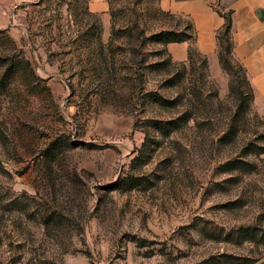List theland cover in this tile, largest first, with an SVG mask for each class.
<instances>
[{"label":"rangeland","instance_id":"rangeland-1","mask_svg":"<svg viewBox=\"0 0 264 264\" xmlns=\"http://www.w3.org/2000/svg\"><path fill=\"white\" fill-rule=\"evenodd\" d=\"M105 1L107 24L85 1L0 0V74L20 50L35 71L0 96V264H264V107H237L208 58L179 82L168 47H106L111 12L152 27L160 0ZM184 112L180 141L152 127Z\"/></svg>","mask_w":264,"mask_h":264},{"label":"trees","instance_id":"trees-1","mask_svg":"<svg viewBox=\"0 0 264 264\" xmlns=\"http://www.w3.org/2000/svg\"><path fill=\"white\" fill-rule=\"evenodd\" d=\"M85 1L86 3V12H90L88 7V0H60V2H67L68 8L72 5L73 2ZM213 9L224 19L222 26L217 30L216 33V41H217V57L219 61V65L221 69L228 74L229 76V92L236 96V99L239 101L237 107L244 105V102L251 103L254 99V92L251 87V84L248 80L246 70L242 63L237 60L233 54V40L231 35V27H232V10H224L222 7L218 5H213ZM92 13V12H90ZM154 24L161 23L166 24L168 27H161L160 25L156 26V24L152 27L146 26L141 22H135L130 25L116 26V20L114 18V13L111 12V30L108 38V43L106 47H119L120 44H117L118 40L121 38H126L131 45V49L133 51L138 50L141 51L147 45V40L152 41L155 45H157L158 51L163 53H168L167 45L169 43H179V42H188L189 47L187 50V63L188 65H192L194 59H197L201 62L203 67H206L207 57L206 55L199 52L195 46V42L197 39V31L192 20L185 16L179 14H174L169 11H164L161 8H157L154 12ZM165 20V21H163ZM160 26V27H159ZM150 32L148 35L147 33ZM98 45L104 48L100 37L97 38ZM134 56V54H133ZM7 62H3L1 65H4L3 73L0 74V96L7 94V78L9 75H13V71L16 66L22 68L26 75H34V67L32 61L29 57H27L24 51L20 50V53L16 56L10 57L6 60ZM186 62L181 61L179 64L183 65V71L178 81L185 82L187 77L186 71ZM193 67H191L192 69ZM190 69V68H189ZM176 78V77H175ZM173 78V79H175ZM172 81V79H169ZM49 91V87L46 88ZM186 91V88H185ZM188 94V93H187ZM246 96V97H243ZM29 98V97H28ZM26 101L29 102V99ZM179 98L172 97L166 98L162 96L159 105L167 108L166 110L172 109L175 107V102ZM181 99V98H180ZM246 99V100H244ZM231 111V110H230ZM229 118L232 121H235V118L238 116V111L229 114ZM192 115L187 112L184 113H170L167 114L163 118L152 119V127L159 131L162 136H169L174 134V139L177 141L182 140L180 135H183L184 127L191 120ZM236 132L227 130L223 133V138L229 136H235ZM177 136V137H176ZM178 138V139H177ZM8 139L11 141H17L15 132L4 123L3 132H0V140L6 142ZM149 141V134L146 133L141 151H143ZM56 145L55 143H51V147L47 149L44 153V156L47 159H50L51 156L55 155ZM264 152V147H263ZM142 155V154H140ZM139 156H136L135 159H138ZM51 160V159H50ZM228 163L239 164L243 161L236 157H231V159L227 160Z\"/></svg>","mask_w":264,"mask_h":264},{"label":"crops","instance_id":"crops-1","mask_svg":"<svg viewBox=\"0 0 264 264\" xmlns=\"http://www.w3.org/2000/svg\"><path fill=\"white\" fill-rule=\"evenodd\" d=\"M218 5L232 10L231 35L233 54L246 70L254 92V101L264 107V0H160L164 11L189 17L197 31L195 46L208 58V65L214 75L222 74L217 57V30L224 19L214 9ZM91 12L99 13L104 24L109 22L105 0H91ZM188 42L167 45L173 59H187ZM224 75V74H223Z\"/></svg>","mask_w":264,"mask_h":264}]
</instances>
